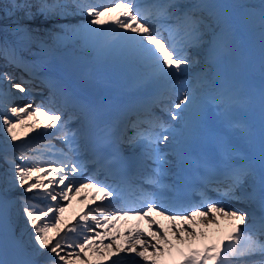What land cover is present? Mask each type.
<instances>
[{"label":"snow or ice","instance_id":"snow-or-ice-1","mask_svg":"<svg viewBox=\"0 0 264 264\" xmlns=\"http://www.w3.org/2000/svg\"><path fill=\"white\" fill-rule=\"evenodd\" d=\"M10 3L14 14L22 13L15 25L20 41L36 38L35 30L27 23L36 16L52 22L76 15L87 17L80 24L60 25L67 34L66 38L85 42L101 40L105 48L115 49L124 58L145 67L149 78L174 81L180 89L177 99L164 105L161 111L180 128L158 116L144 119L137 116L128 125L133 134L119 138L110 155L98 154L91 160L75 159L83 153L77 131L69 129L68 125L72 119L80 117L64 119V113L37 105L32 100L23 105L12 104L10 97L28 93L36 77L33 68L24 62L14 47H0V54L29 74L28 79L20 77L16 82L9 73H0V81L9 86L0 89V97H3L0 103L4 109L0 112V133L3 134V161L7 165L0 175V264H105L107 261L122 264L123 253H134L144 264H264V129L261 133L259 173L250 163H231L236 154L228 142L219 137L223 167L220 178H212L216 170L208 160L195 162L197 169H203L205 173L201 175L198 171L195 174L203 185V189L197 191L200 203L184 206L165 195L178 194L179 187L163 182V178L169 174L170 162L167 159L169 153L162 151L161 146L167 148L174 144L182 132L186 144H190L203 124L202 119H191V113L197 108V95L195 90L189 94L188 82L180 79L193 64L198 63L190 50L206 46V62L211 65L216 62L220 52H227L231 48L230 25L223 14L216 11L219 6L184 3L182 0H166L163 3L159 0L152 3H142L140 0H109L108 3H90L88 0H71V3L68 0H10ZM113 13L115 15H111ZM106 15L111 19H102ZM260 17L264 29V0ZM53 35L60 38V33ZM206 76L207 73L203 82H206ZM158 101L159 98L154 102ZM213 103L223 111V97ZM199 110L203 112V108ZM81 112L86 127H97L98 146L104 148L112 144L114 126H100L97 123L99 112L91 106L82 107ZM28 118H32V122L26 124ZM18 126L31 132H36L38 127L56 129L55 138L61 140L67 150H56L61 157L59 160L29 156L23 150L27 148V142L18 143L25 139L18 133ZM229 127L246 132L236 122ZM43 134L48 133L45 131ZM120 145H126L133 153L139 149V154L151 162V173L143 178V183L155 186L157 192L145 191L130 181L127 182L126 191L120 184L104 183L94 177L79 181L74 178L87 171L89 164L96 165L97 172L104 171L109 175L112 174V165L119 164L120 170H123V161L127 158L123 156ZM45 147L49 150L54 148L51 144ZM29 151L39 152L38 149ZM176 155L178 161L183 159L182 154ZM250 180L252 183H249ZM213 184L215 187H212ZM16 189L32 195L16 200L11 196ZM85 189H95L92 201H111L116 197L120 206L97 205L80 215L79 221L69 224L63 218L65 207L58 202V198L71 202L73 197L70 194H79ZM208 190L220 197L244 203L247 209L231 208L221 200H212L207 196ZM151 212L169 220L171 237L167 231L156 228L149 232V240L137 228L134 234L129 231L124 244H117L115 239L107 244L104 242L119 221L133 216L138 220H148L151 228L157 223L148 215ZM89 220L94 222L95 227L88 224ZM96 228H104L105 231L101 233ZM217 232L223 235L218 237ZM197 244L202 247H194ZM184 247L188 248L187 253ZM101 248L104 250L101 251ZM93 256L98 259L94 260Z\"/></svg>","mask_w":264,"mask_h":264},{"label":"bare ground","instance_id":"bare-ground-1","mask_svg":"<svg viewBox=\"0 0 264 264\" xmlns=\"http://www.w3.org/2000/svg\"><path fill=\"white\" fill-rule=\"evenodd\" d=\"M218 1L212 4L219 6V8L216 9V11L223 14V16L226 18L228 23H229V19L232 16H236V15L237 16L240 15L243 20L242 31H240L239 35L237 32H234L231 29V24L229 23L232 43L230 50L227 52H229L231 56L230 61L232 66V74L230 79L228 80V84H227L228 92L225 91L227 98L223 106L225 107L229 115H235L236 117H240V116L244 117V119H233L230 121V123L233 122L239 123L244 128L247 126L245 120H249L250 123L248 124V126L250 127V125H253V129H251V132L254 133L256 137L262 133V129H263L262 106L259 96L256 93V90L258 88V85L264 83V81L261 80L255 87H253L243 80L244 78L242 76V73L251 75L252 74L251 71H253L254 73L264 72V49L262 48V43H264V29H262L261 27V17H260V7L262 0H239L238 4L240 5L238 7L231 0H227L230 3L229 7L226 6V2H225L226 0L223 1L225 2V4L222 3V1L220 2V0ZM242 13H244V15H242ZM70 17H73V20L71 21V19L69 18L70 21H68L67 23L68 25L70 23H72V25L80 24L87 20L86 18H82V17H76V18L75 16H70ZM35 18L41 19L44 17L36 16ZM51 23L56 27L58 26L60 27V25L66 24L65 19L58 20L55 22L51 21ZM93 27H95V25ZM58 29L59 28H53L50 34L42 38L39 35V33L35 34L36 40L35 43L32 42L31 46H34L35 44L36 45L39 44L38 46H40V48H37V54H40L41 56H47L49 54H57L58 60L65 59L67 64L69 63L67 62V58L72 57L73 59L74 57L73 54L77 55V57L78 56L82 57L90 54V56L92 57L94 53V49L91 50L92 48L91 44L93 40H91L88 45L87 42L81 39L66 38V36L63 37L62 35L65 33L61 29L59 32L60 38L57 39L54 37L53 34L58 33L55 32L58 31ZM37 30L35 29V33ZM42 33L43 32L41 31V34ZM42 39H43L42 42L40 43L36 42L37 40H42ZM54 44L55 47H53ZM52 48L61 49V50L63 49V53H61L60 55L55 51L51 53L50 49ZM67 48H71V49H67ZM97 49H100V47H97ZM115 54L116 52L111 49L107 52L106 57L111 58ZM53 59L57 60V57ZM238 85H240V88H237ZM228 93L230 95V99ZM41 104L42 103H39V105ZM31 122H32V118H28L25 120L26 124ZM17 131L21 136L25 137L23 141H20L18 143L27 142L28 145L31 141L36 140L41 133H45V131H51V130H44L43 128L38 127L36 132H31L26 128H21L18 126ZM26 132L28 133L27 136H25ZM2 142H3V136H0V151H2V147H3ZM69 209H73V208L71 207ZM69 209L65 208L63 218L64 220H66L68 217H71V219H68L71 221L74 217V214H72V212H70ZM120 231L122 232V229H120ZM109 237H111V240L115 239L113 237V234L111 233ZM117 239H115V242L119 244L118 241L119 239L118 240ZM92 258L94 260L98 259L95 256H93Z\"/></svg>","mask_w":264,"mask_h":264},{"label":"rangeland","instance_id":"rangeland-1","mask_svg":"<svg viewBox=\"0 0 264 264\" xmlns=\"http://www.w3.org/2000/svg\"><path fill=\"white\" fill-rule=\"evenodd\" d=\"M9 15H13L14 17L11 18V16H9ZM21 16H22V13H19V12H16L15 14L13 13V11L11 10L10 0H0V20L1 21L4 20L6 22L7 29L10 30L13 34L16 33L15 32V25ZM35 19L27 21V23L30 25V27H32L33 29H36V30L37 29L39 30L41 28L40 30L43 32L42 34L45 36L50 34V33H48L47 28L44 27V25L47 24L48 20H46L44 18H41V19L35 18ZM21 22H24V21H21ZM38 30L36 32L40 31V30L39 31ZM34 35H35V32H34ZM0 136H3V134L0 133ZM3 155H4L3 151H0V175H2L4 170L7 168V165L4 164V161H3ZM17 162H19V161H17ZM0 187H2V184H0ZM24 194H28V193L23 192V190L19 189L18 193L13 195L12 197L15 198L16 200H19L21 197H25ZM29 194H30V196L32 195L31 193H29ZM25 198H27V197H25ZM34 202H37V201H34Z\"/></svg>","mask_w":264,"mask_h":264}]
</instances>
